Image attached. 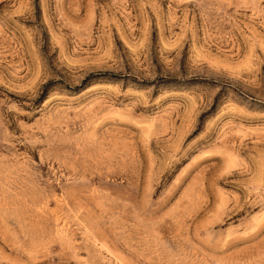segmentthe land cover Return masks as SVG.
I'll list each match as a JSON object with an SVG mask.
<instances>
[{
    "label": "rangeland",
    "instance_id": "1",
    "mask_svg": "<svg viewBox=\"0 0 264 264\" xmlns=\"http://www.w3.org/2000/svg\"><path fill=\"white\" fill-rule=\"evenodd\" d=\"M0 264H264V0H0Z\"/></svg>",
    "mask_w": 264,
    "mask_h": 264
}]
</instances>
